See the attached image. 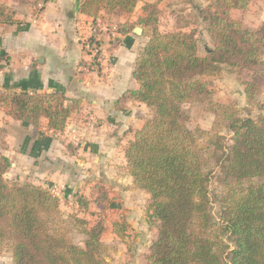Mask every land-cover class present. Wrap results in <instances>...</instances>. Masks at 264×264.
<instances>
[{
	"label": "trees",
	"instance_id": "trees-1",
	"mask_svg": "<svg viewBox=\"0 0 264 264\" xmlns=\"http://www.w3.org/2000/svg\"><path fill=\"white\" fill-rule=\"evenodd\" d=\"M41 1L47 2L35 0ZM139 2L81 0L80 13L94 21L103 12L130 19ZM250 3L209 0L202 16L214 48L205 56L199 55L194 32L160 31L159 2L146 4L136 23L125 22L117 31L128 35L140 26L149 39L132 73L138 88L120 99L144 104L152 112L125 154L135 186L149 194L148 217L159 223L147 264H264V116L238 118L232 106L210 99L207 80L224 65L249 70L263 63L264 24L252 30L231 17L232 10L246 11ZM15 16L0 4L1 25H22ZM6 56L1 53L0 62H7ZM246 85V96L252 99L253 83ZM195 103L206 104L218 116L226 113L228 131L233 133L231 145L214 130L189 128L184 106ZM79 106L76 100L68 106L58 91H0V111L6 109L10 118L34 128L44 118L53 136L65 131ZM11 167L0 151V246L11 244L13 264H105L99 259L104 225L88 228L86 220L68 216V221L86 228L84 246L74 244L60 228V199L41 185L8 183ZM215 170L223 174L222 183L229 192L220 227L210 201ZM253 180L262 181L244 186ZM117 225L116 235L121 234Z\"/></svg>",
	"mask_w": 264,
	"mask_h": 264
},
{
	"label": "crops",
	"instance_id": "crops-1",
	"mask_svg": "<svg viewBox=\"0 0 264 264\" xmlns=\"http://www.w3.org/2000/svg\"><path fill=\"white\" fill-rule=\"evenodd\" d=\"M0 1L15 10V18L23 23L0 24V54L7 55L5 66L16 76L11 82L4 78L0 91H58L68 106L80 102L65 131L55 136L47 131L44 118L35 133L32 125L7 115L6 124L17 129L18 139L24 142L14 166L20 171L26 168L30 183L55 194L63 213L103 221L107 232L114 233V224L121 221L140 233L147 231L145 211L150 197L135 186L125 154L149 110L130 100L120 102L126 92L138 88L132 73L141 49L132 38L133 31L122 35L116 30L113 41L120 45L112 50L113 63L99 73L84 42L97 37L95 27L105 31L106 19L133 23L144 15L146 4L159 2L162 11L166 0H140L130 19L103 12L96 21L80 13L81 0L41 1L36 6L43 10L38 12L33 0L28 4ZM9 153L7 149L3 154L13 165Z\"/></svg>",
	"mask_w": 264,
	"mask_h": 264
},
{
	"label": "rangeland",
	"instance_id": "rangeland-1",
	"mask_svg": "<svg viewBox=\"0 0 264 264\" xmlns=\"http://www.w3.org/2000/svg\"><path fill=\"white\" fill-rule=\"evenodd\" d=\"M22 1L24 4L30 3V0H14ZM0 4H3L0 1ZM33 8L38 12L43 10L36 6L35 0H33ZM8 7L6 4H3ZM209 5V0H195L192 4H188L186 0H166L163 5V9L160 14L159 26L162 33H172L176 30H183L185 33L194 32L196 39L199 44V55L205 56L207 52L214 48L213 41L205 31V24L203 21V11ZM11 11L15 12L11 7H8ZM231 17L234 21L241 23L243 26L258 30L264 24V0H251L249 8L246 11L232 10ZM111 18V17H110ZM104 22L105 31L101 30V27H95L98 40L92 38V45L103 47L104 53L102 55L101 63L94 61L97 71L100 73L103 66L109 68L113 63L112 50L115 46L120 45V42L113 41L115 31L119 29L121 24L116 23L117 21ZM136 23V21L134 22ZM124 24V23H123ZM115 27V31L114 28ZM141 28L140 26H137ZM136 27V28H137ZM142 29V28H141ZM134 36V37H133ZM132 38L135 42H138V48L143 49L148 38L142 34L140 36L133 33ZM95 53H92V56ZM93 56V57H94ZM263 63L254 69L241 70V69H230L227 66H222L219 73L214 76L208 77L211 87V97L214 102L226 106H232L236 110V115L240 119L253 118L258 119L264 116V57ZM8 61L0 62V85L4 84V78L7 82L15 81L16 76L14 71L5 66ZM102 76L104 74H101ZM20 82L21 79L17 78ZM25 80V79H24ZM21 81L20 83H22ZM247 82L253 83V98L248 99L246 96ZM19 83V84H20ZM24 86V85H23ZM22 86V87H23ZM16 88V87H15ZM11 89V88H10ZM184 109L189 114L188 126L193 132H197L198 129L204 131L214 130L217 134L225 138L227 145L232 144L233 133L228 131L229 122L227 121L226 113L223 115H215L209 112L207 105L204 103H195L193 105H186ZM147 114L148 121L152 112L148 109ZM7 110L2 109L0 111V151L4 153L9 150V155L12 158L13 165L11 171L6 175L8 183H24L28 182L26 168L20 171L14 166L15 157L18 151L23 146L22 141L18 139L19 131L15 128H9L6 124ZM145 121V122H146ZM34 132L37 133L39 127L34 128ZM24 137V136H22ZM21 177V178H20ZM223 174L215 170V174L212 178L210 185V201L211 211L214 218L216 219L217 227L221 226L220 216L222 214V205L228 200L229 192L224 187ZM33 181V180H32ZM262 180H253L244 184H258ZM42 183V181H41ZM55 195V194H54ZM148 206L146 207V219H147V231L138 232L134 228L128 226L126 223L121 221L117 223V228L121 234L116 235L115 232H105L101 238V248L99 251V259L105 264H147V256L150 253V246L157 239L158 225L156 220L150 219L148 216ZM62 218L60 220V228L68 234L74 244L83 247L86 235L83 234V230L86 228L83 226H77L76 223L68 221V216H77L74 212L67 214L62 212ZM80 218V217H79ZM86 220L85 218H81ZM89 225L88 228L97 225L98 223L103 224L95 218L86 220ZM104 225V224H103ZM116 224H114L115 226ZM113 226V228H114ZM0 264H13L12 247L10 243H3L0 246Z\"/></svg>",
	"mask_w": 264,
	"mask_h": 264
},
{
	"label": "built area",
	"instance_id": "built-area-1",
	"mask_svg": "<svg viewBox=\"0 0 264 264\" xmlns=\"http://www.w3.org/2000/svg\"><path fill=\"white\" fill-rule=\"evenodd\" d=\"M99 27V26H98ZM114 28V31H115V27H113ZM95 33V32H94ZM95 39L96 40V38L94 37V36H91L90 38H88L87 40H85V48L88 50V51H90L91 53H95V56H94V59L97 61V62H100L101 61V59H102V55H100V53L102 52L103 53V50H102V47H99L98 48V46H96V48H95V46L94 45H92L91 43H87V42H89V40L90 39ZM97 41V40H96Z\"/></svg>",
	"mask_w": 264,
	"mask_h": 264
},
{
	"label": "water",
	"instance_id": "water-1",
	"mask_svg": "<svg viewBox=\"0 0 264 264\" xmlns=\"http://www.w3.org/2000/svg\"><path fill=\"white\" fill-rule=\"evenodd\" d=\"M133 33L135 35L140 36L142 34V29L141 28H138V27L137 28H134Z\"/></svg>",
	"mask_w": 264,
	"mask_h": 264
}]
</instances>
